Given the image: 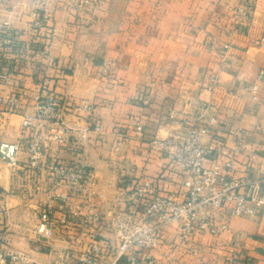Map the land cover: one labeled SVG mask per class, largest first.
<instances>
[{"label":"crops","instance_id":"obj_1","mask_svg":"<svg viewBox=\"0 0 264 264\" xmlns=\"http://www.w3.org/2000/svg\"><path fill=\"white\" fill-rule=\"evenodd\" d=\"M250 2L254 5L244 28L234 27L232 9ZM53 18L54 36L50 30L34 32L19 22L20 34L0 49V96L25 95L19 113H8L0 104V144L20 140L22 114L33 113V98L45 80L57 97L95 104L100 134L71 131L61 144L46 149V163L76 164L68 161L70 154L71 159L81 157L77 165L93 167L96 185L88 203L103 217L122 206L124 182L153 179L160 171L164 161L147 155V143L165 138L176 127L174 121L196 118L204 101L209 105L204 116L214 115L220 121L214 127L216 134L232 147L236 137L230 130L240 129L244 152L264 157V83H259L257 92H250L257 72L264 69V43L260 42L264 0H106L81 19L63 10H57ZM108 59L116 62L109 72L103 66ZM209 73L218 77L213 93L201 90ZM147 97L151 102L145 106L142 99ZM67 121L70 127L85 124L73 112ZM137 125L143 127L142 139L135 135ZM118 140H122L121 148L114 152L112 146ZM84 149L86 155H77ZM103 150L106 158L100 155ZM237 169L236 175L241 176L244 167L240 164ZM53 188L45 169L28 167L24 150L15 165L0 158V233L12 246L25 251L36 264H77L88 244L87 230L114 246V235L104 224L87 226L80 216L58 209L51 246L32 233L34 223L26 233L23 219L16 217L28 214L36 217L35 222ZM166 191L176 193L177 187L170 185ZM225 212L228 228L223 233L195 234L190 245L174 250L177 230L167 226L160 246L151 254L165 264H264V207L252 217ZM64 217L65 225L60 224ZM79 232L80 239L76 238ZM109 259L104 256L102 263ZM138 259L145 264L141 254ZM118 264L128 263L122 259Z\"/></svg>","mask_w":264,"mask_h":264},{"label":"built area","instance_id":"obj_2","mask_svg":"<svg viewBox=\"0 0 264 264\" xmlns=\"http://www.w3.org/2000/svg\"><path fill=\"white\" fill-rule=\"evenodd\" d=\"M105 2L14 0L5 5L0 0V49L20 34L21 30L16 26L19 22L27 23L34 32L50 30L54 36L56 29L50 23L57 10L81 19L92 7L102 6ZM253 5L254 2H250L232 9L231 22L234 27L244 28ZM260 42L264 43V37ZM228 48V45L224 46L225 50ZM44 50L47 51L46 48ZM103 66L109 72L116 68V62L108 59ZM217 83V74L209 73L202 92L213 93ZM259 83H264V69L257 72L250 92H257ZM47 85L48 81H43L34 96L33 113L22 114L23 135L20 140L0 144V158L15 165L18 154L24 150L28 167L33 170L45 169L53 183L54 188L41 205L32 227V233L39 241L47 246L52 245L58 226L53 218L56 209L64 214L80 216L87 226L104 224L114 235L116 243L113 246L111 240L98 238L94 231L87 230L88 244L78 255L77 264H103L104 256L110 258L106 264H118L122 259L128 264H139V254L145 264H165L162 258H155L151 254L160 246L165 227L176 228L173 249L178 250L190 245L195 234L217 236L226 231V210L229 216L252 217L264 207V157L254 151L244 152L240 129L230 130L236 137L232 147L225 138L216 134L214 127L219 126L220 121L214 115L204 116L209 109L204 101L202 113L190 121L176 120L170 115L173 121L176 120V127L165 138L147 143V155L155 154L164 161L160 171L153 179L124 182L122 206L103 217L88 203L91 189L96 185L93 167L88 163H46V149L61 144L71 131L100 133L99 121L94 118L96 106L87 99L71 102L57 97L47 89ZM24 101L22 92L0 96V104L6 107L8 113H19ZM150 102L149 97L142 99L145 106ZM70 112L75 113L79 120H84L83 127L68 125L67 115ZM135 135L142 139L141 125L135 127ZM121 144L122 140L116 141L112 146L113 151L118 152ZM240 156H244V160H240ZM240 164L244 172L238 176L237 166ZM170 185H176V193L166 191ZM62 188L68 192H63ZM83 208H87L85 212ZM60 224H66L65 217ZM81 236L79 232L76 238L80 239ZM0 264L36 263L25 251L12 246L4 233H0Z\"/></svg>","mask_w":264,"mask_h":264},{"label":"rangeland","instance_id":"obj_3","mask_svg":"<svg viewBox=\"0 0 264 264\" xmlns=\"http://www.w3.org/2000/svg\"><path fill=\"white\" fill-rule=\"evenodd\" d=\"M1 1H4L5 3V5H7V4H10V3H12L14 0H1ZM95 105V104H94ZM96 106V105H95ZM84 116L86 117V115L84 114ZM89 116H87V118H88ZM99 125H100V123H99ZM100 134V133H99ZM104 151V153H102L101 152V156L102 157H107L106 156V153H105V150H103ZM83 153V154H82ZM75 154V153H74ZM87 154V152L85 151V149L84 150H81V151H78L77 152V155H82V156H84V155H86ZM76 155V154H75ZM75 155H74V157H75ZM71 155L69 154L68 155V157L69 158H67L68 159V161H70V162H77V163H81L82 161H78L79 159L81 160V157H77V160L75 159V158H73V159H71V157H70ZM104 158V159H105ZM66 160V159H65ZM76 163V164H77ZM83 164V163H82ZM15 215H12V216H9L8 218H10V220L12 221V220H14V217ZM16 218H22L23 219V221H22V224L21 225H23V230L27 233L28 232V230H29V228L31 227V225H32V223H34L33 222V220L36 218L35 216H30V215H28V214H25V216H17ZM9 241V240H8ZM10 242V241H9Z\"/></svg>","mask_w":264,"mask_h":264}]
</instances>
